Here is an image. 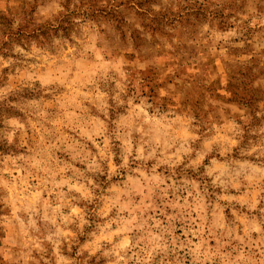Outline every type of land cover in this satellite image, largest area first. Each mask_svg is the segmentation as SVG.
Instances as JSON below:
<instances>
[{"label": "clouds", "instance_id": "clouds-1", "mask_svg": "<svg viewBox=\"0 0 264 264\" xmlns=\"http://www.w3.org/2000/svg\"><path fill=\"white\" fill-rule=\"evenodd\" d=\"M109 12L114 25L120 14L134 24L130 40L166 13L175 37L150 58L111 48L108 24L88 19ZM0 16L12 21L0 22V48L12 53L0 54V264H264V139L227 116L200 125L201 109L218 105L251 119L226 81L242 62L264 67V0H0ZM182 34L207 54L181 63ZM25 37L28 51L15 42ZM245 140L249 159L233 160L234 173L212 155ZM229 187L243 193L215 192Z\"/></svg>", "mask_w": 264, "mask_h": 264}, {"label": "rangeland", "instance_id": "rangeland-1", "mask_svg": "<svg viewBox=\"0 0 264 264\" xmlns=\"http://www.w3.org/2000/svg\"><path fill=\"white\" fill-rule=\"evenodd\" d=\"M50 2V0H41L42 4L47 5ZM145 2H155V0H145ZM143 7V4L141 5ZM203 11L198 10L196 15H202ZM138 15L143 16V13H140ZM218 16L222 17L223 13L220 12L217 14ZM167 18V14H162L161 16H158L154 21L153 24H145V32L140 33L139 30L133 31V35L136 37L135 40H130L125 35L126 30H133L134 24H127L123 21V15L120 14V24L121 25H114L112 23L113 13L109 12L107 15L104 13H100V15L93 14L91 17H88V19L95 20L97 24L99 23H107L108 29L101 31L104 33L106 37V41L108 43V46L115 49H129L134 50L135 52H139L141 57H151L154 54H158L160 50H163L165 46L169 43H172L173 38L175 37V33L166 31V27L168 24L165 22ZM0 22L4 23L6 26L10 28L12 21L9 19H6L2 16H0ZM84 23H87V20L84 21ZM79 26H77L78 28ZM222 30H227L226 27L221 25ZM0 31H5V28H0ZM80 34L79 32L77 33ZM27 43L21 42L20 39H17L15 42L20 44L21 47H24L26 51L31 49V41L28 40L27 37L24 38ZM51 45V37H47L46 40L37 41V46L44 48V47H50ZM157 45L160 46L159 49H157ZM7 46V45H6ZM175 49L174 55L178 56L180 58L181 63L186 64H192L195 63L202 54H207L208 49L206 47H202L200 43L195 42L194 37L191 35L185 36V34L181 35L180 42L178 44L173 45ZM0 54H3L5 59L8 58V56L11 53V50L8 53L3 52V48H0ZM20 58V57H17ZM22 59V58H20ZM29 63H37V61L33 60ZM210 63V61H209ZM243 66L235 68L234 71L239 73L238 77H234L236 80V83H231L230 80L226 81V87L229 91L233 92V103L235 105L236 109H240L244 112V116L250 117L251 119L249 121H245L244 118L241 116L239 111H235L234 109H222L221 106H216L215 108H212L210 112L204 113L202 112V119L200 120L201 128L205 131L207 128L211 127V122L208 120V117L211 116L214 120H217L220 123H223L224 120L222 117L227 116L229 120L235 119L238 124L243 126L246 129V132L248 134V139L253 140L254 142H259L261 139H264V137L261 136L259 133V128L264 127V116L257 117V112L264 113V108H262L259 104V101L264 100V67H261L259 62L254 66L255 71L252 67H248L246 62H242ZM8 70H5L7 72ZM230 75V74H228ZM4 80H6V77H4ZM253 80H261V84L258 88L253 89L251 87V81ZM219 85V77H217L213 84L210 86V90L216 86ZM0 86H3V81H0ZM199 92V88L197 86H194L190 91L189 94L196 95ZM40 93H36L35 98L39 99ZM33 98L31 95L29 96V99ZM213 98L215 99V93L213 92ZM224 97H219V99H223ZM234 113V115H233ZM4 109L2 106H0V120L4 118ZM207 125V127H205ZM0 127H3L2 124H0ZM115 126H113L114 128ZM253 131L257 132V135L252 136L251 133ZM215 135V131L209 133V137ZM2 138V137H0ZM196 147L197 145H193ZM114 150H117L119 148V144L116 141H113V145H111ZM249 147L247 144V140H245L239 148L234 150L233 153H228L225 156H219V146H216V151L212 154L215 155L216 159L219 161L220 164H227L230 171L233 173L235 171H238V166L233 163V160H239L240 162H243L246 159H249L248 157L242 155L241 150L246 149ZM212 155H210L205 161L204 164L208 165L209 167H213L210 163L212 159ZM193 158H195V154H193ZM203 167L201 168V171H203ZM217 175L219 173H216ZM208 180L209 185H211V178H206ZM224 179H227V177H224ZM215 192L220 195H241L243 193V189L240 191H237L235 189H232L231 187L228 188L227 192L225 193L223 189L216 188ZM264 195V193H262ZM215 199V197H213ZM221 207H227L228 209L235 208L238 212L242 215L246 209H241L240 204L233 202L232 204H229L227 201H219ZM261 206L264 207V200L261 202ZM2 207V205H0ZM225 215L228 217L229 220L235 219L232 217L229 212H225ZM22 218L25 219V222H27V216L23 213H21ZM179 234V233H178ZM0 235H3V230L0 229ZM83 242V241H81ZM101 264H104L103 261H101Z\"/></svg>", "mask_w": 264, "mask_h": 264}]
</instances>
